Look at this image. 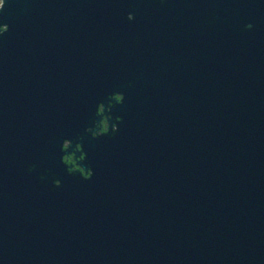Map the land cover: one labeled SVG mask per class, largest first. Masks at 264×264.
I'll list each match as a JSON object with an SVG mask.
<instances>
[{
	"label": "water",
	"instance_id": "95a60500",
	"mask_svg": "<svg viewBox=\"0 0 264 264\" xmlns=\"http://www.w3.org/2000/svg\"><path fill=\"white\" fill-rule=\"evenodd\" d=\"M0 24V264H264V0H5Z\"/></svg>",
	"mask_w": 264,
	"mask_h": 264
},
{
	"label": "clouds",
	"instance_id": "9594fccd",
	"mask_svg": "<svg viewBox=\"0 0 264 264\" xmlns=\"http://www.w3.org/2000/svg\"><path fill=\"white\" fill-rule=\"evenodd\" d=\"M5 6V0H0V9H3ZM127 19H133L132 15L129 13ZM8 30L7 24H0V34L5 33ZM124 97L121 93H112L108 97L109 107H111V102L115 101L116 103H121ZM96 115L100 117L98 121L93 122V127L86 128L85 132L90 133L92 138H97L101 135H105L109 132L111 128L112 132L117 131L116 123L109 124L110 116L105 115V107L103 103H100L96 107ZM119 120V118H117ZM72 148V151L69 152L68 149ZM60 150L66 154L61 157V162L66 166L68 173L79 172L80 176L83 179H89L92 175L91 169H85L80 166V161L85 159V153L82 150V147L79 143L72 147V141L69 139H64L60 145ZM76 152H80V155L77 157ZM56 186H59V181L55 182Z\"/></svg>",
	"mask_w": 264,
	"mask_h": 264
},
{
	"label": "flooded vegetation",
	"instance_id": "af4514ba",
	"mask_svg": "<svg viewBox=\"0 0 264 264\" xmlns=\"http://www.w3.org/2000/svg\"><path fill=\"white\" fill-rule=\"evenodd\" d=\"M162 3H164V2L161 1L160 4H162ZM130 14L132 15V13H130ZM127 16H128V15H127ZM132 17H133V15H132ZM131 20H132V19H131ZM126 21H130V20L127 19V17H126ZM109 111H110V108H109V107H106V108H105V113H107V112H109ZM109 124H110V122H109ZM68 151L71 152L72 150L68 149ZM79 154H80L79 152H76V153H75V155H76L77 157L79 156Z\"/></svg>",
	"mask_w": 264,
	"mask_h": 264
}]
</instances>
